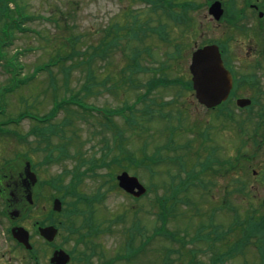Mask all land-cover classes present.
Listing matches in <instances>:
<instances>
[{
	"label": "rangeland",
	"instance_id": "rangeland-1",
	"mask_svg": "<svg viewBox=\"0 0 264 264\" xmlns=\"http://www.w3.org/2000/svg\"><path fill=\"white\" fill-rule=\"evenodd\" d=\"M0 2V10L2 11V16H0V25H2L4 23V1L0 0ZM9 4L10 7L14 9L18 6L20 9L22 7L24 14H26L28 17L25 20L26 22L22 24V26L25 27L26 30L22 31L14 29L12 31L11 42L8 43L5 48L2 47L3 52L5 51V58H9L10 55L15 52L17 53V51L19 52V54L17 55L18 60L24 66V68L22 69V75L25 76L29 74L33 70L34 66L41 65L48 60L56 58L57 54L64 55L66 53H69L71 51V48L74 46L76 48H80L81 50H84L85 47L88 46V52L82 64H74L72 61H67L66 65L61 68H58L57 65H54L46 70L37 71L26 85L20 88H15L8 93H4L2 91V89L8 85L10 75L8 71L4 69V58L2 57L0 59V103L2 106H4L5 109L4 115H0V119L4 118L5 120L8 117H12L11 119L15 120V116L22 109L28 110L31 114L40 117L43 115H47L51 111L54 104L52 103V98L54 95V92H52V86L55 87V85L51 81V75L55 76V82L58 84V94L63 93L62 88L64 82L62 79L66 76H68L69 84L73 89L72 93H76L80 89V87H82V85L87 82L88 74L95 73L94 76L96 77V80L100 82L98 80V75H100L98 74V72H102L103 69L101 68V64L105 63L106 57L105 55H103L102 58H100L99 55V58H96V56L98 57V55L95 56L92 53L89 54L91 48L88 44L98 43L97 40H99L102 34H104L106 28L112 24L118 25L119 27H125L124 29L118 31L120 34H123V36L119 38V41L120 44L125 45V49L123 50L122 47L120 48V46L114 47L111 49V52L107 58V61L112 63L110 72L114 73V75L119 68L125 65L126 58L125 56H123V53L127 55L130 52L131 54L132 48L134 46L143 49L147 45H149L151 47V53L153 57L158 58V60L163 57V55H161L163 51V45L160 46V43L157 42L156 39H153V42L155 43L146 41V38H148L147 29L141 31L139 28L140 26H144V20H153L152 24L156 23L157 20H167L165 16L161 18L159 14L153 13L148 7V2H144L142 0H9ZM160 9L162 10V7H160ZM128 28L131 29L125 31V29ZM195 29L196 32H198V26H195ZM129 31L133 36L129 37L125 35V33ZM168 32L170 33L169 36L172 37V39H175L173 37L176 36L175 31L170 28ZM135 34L136 36H134ZM140 37H142L141 40L143 41L140 40ZM183 39L184 41H189V38L187 37H184ZM194 39H198L197 35ZM137 44H139L140 46H138ZM83 53L86 52H82V54ZM142 53H144V50H142L141 54ZM104 57L105 60L103 59ZM142 61L145 63L144 60ZM188 62V54H186L185 59L181 62V67L183 68V66H185L186 68ZM147 75L149 74H145V76ZM112 82H114V78ZM99 84L93 88V92L95 94H87L83 98L84 102L99 107L119 108L125 102V98L128 104H131V102L134 100V93L132 92H129V95H124L123 97L120 94L119 96H115L109 93V90L107 88L102 90L103 87ZM64 90L66 94L70 93L68 89ZM172 91L173 89L170 87H159L151 94V96L159 101V99L162 98H170L174 93ZM189 94L188 96L187 94L182 95V98L179 100L186 103H183L182 105H185V108H183V113L187 116L188 123H194L198 118H202L203 120H205L206 116L203 114L201 107L198 105V103H195V98L192 97L191 94ZM192 99L194 100V103L189 104L188 101H192ZM179 106L180 105H178V107ZM234 110L237 111L238 109L235 108ZM80 111L81 110L78 109L76 105L68 104L64 108L58 109L55 116H53L51 119V123L54 122V124H57L59 126L62 125L61 121L68 122V117L71 118L70 120L72 121L73 126H65L66 130L68 131L66 132L67 134L71 133L70 129H75L76 133L73 134L76 135L75 140L71 142L73 144L75 143V146L68 142L70 152L74 151V147H80L82 149L81 152L83 151L87 156L93 153L98 156L101 154V152L95 150L100 145L104 147V144L105 146H109V148L114 151V147L116 146L115 144L120 142V137L118 139L120 132H122V135L124 137L123 141L126 148L130 150H138L143 144H146V150L148 153L151 152L154 145H156L158 142L161 143L165 139L166 133L161 132L164 122L161 120L147 121L144 118L142 119V116L140 114L136 113L139 122L138 127H145V129L143 128L142 130H138V128H135L134 126H129L119 114L113 115L112 121L106 122L99 115H89L83 118L81 116L82 114L79 113ZM98 118H100L104 124L96 122V119ZM184 120L186 119L184 118ZM32 123L33 120L31 118H29L28 116H24L17 119V122H10L7 124V126H4V129H6L7 132L4 133V135L0 136V160H2V157H11L12 161L8 160L10 161L9 163L21 162L22 164H25V161H27V155L31 157V162H33L36 167V170L34 169V171H36V173L38 172V179L41 182L34 183L32 188L35 189V193H38L39 195V204L43 206V204L46 203L45 206L48 210V208H51L50 205L52 200L50 201V197L52 195L59 194L55 192V189H53L51 186L44 184L43 181L49 179L50 176L52 177V179H55L56 177L54 176L57 175H60V180L65 179L66 181H68L71 178V171L73 167L75 168V164L74 160L70 156L62 158V153H60L59 151L60 146L66 143L68 138H65V141L63 142V138H57L53 135L48 139V144L47 140L41 141L42 143L40 144H37L36 142L33 143V139H35V136H32ZM237 129L238 127L234 126L233 132H236ZM16 133L24 137V140L21 137L16 138ZM44 133L46 134L47 131ZM188 138H192L190 131L175 135L176 142H179L181 145L184 144L186 142L185 140ZM220 138L221 139L217 142L219 144H223L225 140L224 134H222V137L220 136ZM232 142L234 143V138ZM181 149L182 148L179 147L178 151H180ZM180 152H185L187 156H190L191 154L190 148L186 149L185 151L181 150ZM19 153L26 154V156L24 158H19L18 161V157L16 158L15 155ZM217 155L218 158L224 157V148L220 150ZM48 156L53 160L50 163L43 160ZM59 156L61 157L57 160ZM165 162H167L169 166L174 165L169 160H165ZM256 165L258 166V163ZM169 166L167 168H165L164 166L159 167L158 170L161 172L155 171V173L152 174H150L149 171L145 169L138 170V177L140 182L144 186L148 185L150 189L148 194L136 201L131 200V198L124 191L118 189L114 183H104V188L113 190L108 191L104 199L100 202L99 198H93L92 210L93 218L95 219V221L100 223L99 220H101V217L103 216H107L106 219L113 218L119 215L124 209L128 212L132 209L131 205L133 204L136 207L138 206L142 208L138 212L137 218H139L140 225L144 226L145 232L151 234L153 232V227L160 224V222L155 219V208L151 207V202L153 201L156 194L163 192L165 187L164 182L168 180L165 174L167 173L169 175V172H171ZM172 167V172L177 171L176 167ZM163 169L166 171V173ZM99 171L102 173L104 172L105 175L108 172V170L105 168H100ZM232 176L235 177L237 175L233 174ZM239 176L242 179V175L239 174ZM25 179L28 180L27 176L25 177ZM99 179L100 178L98 177H95L94 179L91 177H86L83 180V183L81 185L83 188L81 189L90 194L94 190L95 185L100 182L101 179ZM206 179L215 181L213 185H209L205 189L206 192L210 195V198L214 200L213 204H221L225 199L223 198L225 195L222 191L223 189L220 187L226 184L227 179L223 176L218 177V180H220V187H216L218 184L217 176L209 175L206 176ZM258 179L264 180V172H262L261 176L258 177ZM258 179L252 173L249 174L247 176V187L242 188L241 191L238 192L239 194L234 193L232 196L230 195L227 197V199L229 200L228 203L235 204L234 209L239 210L242 216L245 215V210L247 208L257 209V214L262 213L263 208H260V201L264 196V184H256V181H259ZM251 182H253L254 184L250 185ZM239 184V182H234L232 188H235V186ZM189 194L193 199L198 200V194H196V192L192 191ZM64 200L70 202L63 203L62 208H65V213L68 212V209L71 206L76 207L77 205L72 204V195H67ZM202 201V205L200 204L201 207H203L202 211H206L210 204H208V202H206V200L204 199ZM69 204H71V206ZM183 209H186L185 214L182 213ZM173 211L176 212V214L179 216L182 215L184 217H190V234L191 232H193V228L196 225L197 221L199 224L200 222H202L201 220H203L204 222H208L209 219V212H207L204 213V217H201V219L198 220L199 216L193 215V210L189 207V204H179L177 206V209ZM65 213H62L60 217L65 216ZM130 214L132 216L133 213ZM232 216L233 213L227 210H222L217 211L215 219L217 221H221L226 225L231 220L233 221ZM105 220H101L102 225L105 224ZM70 221L74 226L79 223V221L76 223L77 217L75 219L73 216L70 217L68 222ZM130 222V215H127L125 216L123 222L120 221L118 223L112 224L113 228L115 229V233H103V235H96L93 238L97 242V245L100 247V250L105 256H110L119 249L120 242L122 241L120 229L126 224L127 226H129ZM102 225H100V228H103L101 227ZM168 225L172 229H175V227H179L178 218H170ZM100 232L103 231L100 230L99 233ZM73 237L75 238V234H73ZM137 243L139 244V241H137ZM145 245L146 246H144L143 251L148 249L149 247H151V249L143 252L141 256L138 257V264H154L153 258L156 255H153V247H177L176 243H173L171 245L168 243V241H165L161 236L158 235L154 236ZM198 246L201 247V251H198L199 257L202 260L206 261V263H208L210 256L213 255L212 250H217V248L219 247V243L215 241V243L211 247H207L206 245L201 243H199ZM253 249V247L251 248L249 246L246 254V259L248 261H245V263L243 262L242 256L238 255L236 257H233L232 259L225 261L224 263L217 264H258V260L255 257V251ZM104 255L102 258H107ZM170 256L174 258L177 256V254L176 252H171ZM157 264H159V262Z\"/></svg>",
	"mask_w": 264,
	"mask_h": 264
},
{
	"label": "trees",
	"instance_id": "trees-1",
	"mask_svg": "<svg viewBox=\"0 0 264 264\" xmlns=\"http://www.w3.org/2000/svg\"><path fill=\"white\" fill-rule=\"evenodd\" d=\"M4 1V23L0 25V59L4 58V69L8 71L9 75V83L5 86L2 91L4 93H8L15 88H20L28 83V81L34 76L37 71L46 70L54 65H57L58 68L66 65L67 61H72L74 64H82L87 55V47L84 50L80 48H76L75 46L71 48L69 53L64 55L57 54L56 58L48 60L41 65L34 66L33 70L27 74L22 75L24 68L23 64H21L18 60V54L13 53L9 58H5V51L3 52L2 47H6L8 43L11 42L12 31L14 29L25 31L26 28L22 26L25 23L27 15L24 14L23 8L18 7L11 8L9 4V0ZM144 2H148L150 6H152L154 12L159 14L161 18L164 16H171L176 13V7L173 6L180 3V0H142ZM1 3V2H0ZM186 3V2H182ZM180 5V4H179ZM162 7L163 11L160 9ZM160 11V12H157ZM15 13V15H14ZM0 16H2V11L0 10ZM112 24L106 28L104 34L97 40L98 43H89V47L91 51L89 54H94L96 58H103L105 63L101 64L102 72H98V82L94 74L87 75V82H85L82 87L75 93L72 87L69 84L68 76L64 77L63 80V93L58 94V84L55 82V76L51 75V81L54 83L55 87L52 86V92H54L52 98V109L47 115L53 114L60 108H64L68 104L77 105L78 109H82L79 113L82 114L83 118L94 115L90 108H94V105L83 106L84 97L88 94H95L93 92V88L101 85L104 89H108L109 93L119 96V94L123 97L124 95H129V92L134 93V100L131 104H128L125 98V102L119 108H110L104 107L105 112L107 113L104 116L106 122L112 121V117L114 114L119 113L122 119L129 126L137 125V114H140L142 119L145 120L146 117L154 116L155 111H157L158 101L151 96V94L159 87L164 86L170 82L176 83L179 80L175 77L169 78V75L172 74V68H174V59L169 58H158L153 57L151 53V47L147 45L145 48L141 49L140 47L134 46L132 48L131 54L130 52L126 55L123 53V56L126 58L125 65L118 69L116 74L110 72V67H112V63L107 61V58L111 52V49L117 46L125 49L124 44H120L119 38L123 36L118 31L124 29L125 27H119L118 25ZM144 26H140V30L144 31L147 29V37L146 41L153 43V39L163 40L164 36H162L161 32H158L157 27L162 26V24H158L155 27L150 28L145 20L143 21ZM131 28L125 29V31L130 30ZM151 31L156 35L150 37ZM158 33H157V32ZM131 34V35H130ZM126 36H133L132 33L126 32ZM136 36V34L134 35ZM4 38V39H3ZM144 38V37H143ZM142 37H140V40ZM143 41V40H141ZM4 46H3V43ZM140 46L139 44H137ZM142 50L144 53L141 54ZM82 52H86L83 53ZM134 52V53H133ZM75 55H74V54ZM74 55V57H73ZM144 60L145 63L142 61ZM147 60V61H146ZM92 61V59H91ZM151 63H150V62ZM148 62V63H146ZM149 74L145 76V74ZM114 78V82L113 81ZM57 84V85H56ZM51 86V85H50ZM92 86V87H91ZM91 87V88H90ZM64 89H68L70 92L66 94ZM87 91V92H85ZM83 95V96H82ZM81 101V102H80ZM86 103V102H85ZM137 104V106H136ZM139 105V107H138ZM83 107V108H82ZM4 106L0 104V115H4ZM57 109V110H56ZM95 109V108H94ZM119 111H118V110ZM28 110L22 109L15 116L20 117L27 113ZM137 113V114H136ZM169 115V114H168ZM12 117H8L4 120V118L0 119V132L6 133V129L4 126H7L8 123L12 122ZM68 122L61 121L62 125H57L51 123L50 119H45L40 121V119H36L38 121H33L31 124V130L33 132L32 136H35L33 139V143L37 144L42 143L41 141L47 140L51 136H56L57 138H63V142L65 138H68L66 143L60 146V153L63 157H71L74 160L75 168L73 167L71 178L66 181L65 179L60 180V175L55 176L56 179H50L49 183L52 188H54L57 193L60 195L64 203H70L64 200L67 195H72L73 200L72 204H77L76 207L71 206L68 209V216L74 215L77 217L76 223H79L74 227L77 229L79 236H81L83 230H87L88 233L99 232L100 230L110 231L112 234L115 233V229L113 228V223H118L120 221H124L125 216L130 215L131 222L130 225H124L120 229V234L122 237V241L120 242L119 249L110 256H104L107 258H103V262L100 264H118V263H126V264H138L137 259L141 256L143 252L151 249L144 250V246L147 242H149L154 236H161L165 241H168L169 244L176 243L177 247L175 248H162L161 246L153 247V255H156L153 260L154 264H217L224 263L225 261L232 259L238 255H241L243 260L246 261V251L248 250L247 246L252 244L255 247V257L258 260V264H264V215L256 217L254 214L257 212V209L249 211V213L245 215H241V213L235 212L232 223L229 225H224L222 222H215V213L212 210H209L208 222H200L198 221L193 228V232L190 234V217L179 216L174 212V207L177 203H180L181 199L178 197V193L180 190H185L188 193L192 192V188L194 187V192L197 193V189L202 188L205 189L204 185L199 183L195 184V180L201 181V171H195L194 167L190 165L188 172L183 176L181 175V160L180 154L178 153L179 144L173 142V139L169 137V139L163 140V142H158L153 146V149L150 153L146 150V144H143L141 148L138 150H130L124 145V137L122 132L119 133L118 139L120 137V142L116 143L115 150L109 148V146H98L95 151H100V155L90 154L87 156L83 151L81 152L80 147H74V151H69L68 142H72L75 140L76 134L75 129H70L71 133L67 134L66 125L73 126L71 118L68 117ZM96 122L100 124H104L103 121L98 118ZM65 123V124H64ZM66 126V127H65ZM4 127V128H3ZM47 127V128H43ZM65 127V128H64ZM42 128V129H41ZM145 129V127H144ZM47 133L45 134L44 132ZM123 131V130H122ZM170 136H172V131H170ZM24 140V137H21ZM73 144V143H71ZM75 146V143L73 144ZM116 151V152H115ZM112 152V153H111ZM195 152L193 157H195ZM59 156L57 160L61 157ZM198 157V156H197ZM61 158V159H62ZM200 158V157H199ZM197 158V159H199ZM47 161H53L51 157H46ZM165 160H169L171 163L175 165L177 171L172 172V166L169 164H165ZM213 162V161H212ZM88 164V165H87ZM201 165L200 163H197ZM84 166V167H82ZM87 166V167H86ZM164 166L167 168L170 167L171 172H169L170 181H166V185L168 187H164L163 192L156 194L153 201L151 202V207L155 208L154 215L155 219L160 222L157 226L153 227V232L148 234L145 232L144 226H141L139 223V218H137L138 212L142 209L141 207L132 206V209L127 212V210H123L116 217L106 219L105 216L101 217V220L104 221L105 224H101L96 222L93 218V198H99V202L102 201L104 197V192L101 190V187L104 183L112 182L116 185L115 175L119 170H132V172L138 175L139 169L148 170L150 174L159 171V167ZM86 167V168H85ZM196 167V166H195ZM201 167V166H200ZM84 168V169H83ZM100 168H105L108 172L105 173L100 172ZM79 169V170H78ZM197 169V168H196ZM164 170V169H163ZM166 173V171L164 170ZM86 177L100 178L99 185L96 189H94L90 194H86L81 188L83 180ZM108 177V178H106ZM62 178V177H61ZM192 183L193 186H189V183ZM202 183V182H201ZM165 184V183H164ZM199 187V188H198ZM149 186L147 192L149 191ZM198 194V193H197ZM187 199V203L191 205L193 209H195V213H202L198 211V207L202 205L203 199H191L189 197H185ZM201 204V205H200ZM65 209V208H64ZM70 212V213H69ZM133 213L132 216L130 213ZM208 212V210H207ZM72 213V214H71ZM182 213H186V209L182 210ZM77 215V216H76ZM194 215V214H193ZM198 220L204 215H198ZM178 218L179 227H175L172 229L169 227V219L170 218ZM94 219V220H93ZM100 225H102L100 228ZM188 236V238H187ZM139 241V244L137 243ZM216 242L219 243V247L217 250H212L213 255L210 256L208 263L202 260L198 251H201V247L198 246L199 243L206 245L207 247L213 246ZM247 248V249H246ZM176 252V257H171L170 253ZM248 261V260H247ZM153 264V263H151Z\"/></svg>",
	"mask_w": 264,
	"mask_h": 264
},
{
	"label": "flooded vegetation",
	"instance_id": "flooded-vegetation-1",
	"mask_svg": "<svg viewBox=\"0 0 264 264\" xmlns=\"http://www.w3.org/2000/svg\"><path fill=\"white\" fill-rule=\"evenodd\" d=\"M194 1V16L190 22L176 23L180 50L177 56L176 47L172 44L171 54L174 59L179 58L180 67L177 68L175 63L173 66L177 71L183 69L179 73L186 81L181 89H186L194 97L189 84L191 54L196 48L209 44L218 46L223 65L232 76V87L227 98L218 105L207 108L198 104L206 116L204 121L198 118L194 123L186 122L178 126L177 131H190L192 144L197 147L203 141L209 152L215 147L217 131L224 128L225 142L220 150L224 148L225 151L226 184L233 186L236 181L247 187L249 174L258 179L264 172V0ZM215 1L221 8L218 19L208 13L209 6ZM196 25L199 27L198 39H194ZM184 37L190 41H184ZM166 49L167 42H164V52ZM186 54L189 62L186 68H182L181 62ZM238 98H247L250 103L237 107L234 115ZM188 103L192 104L194 100ZM218 123L224 124L220 130ZM236 124L241 126V146H237L238 139L233 132ZM5 158L0 160V264H54L58 262L51 258L57 250H64L69 255L64 262L67 264L102 263L103 253L93 238L103 235V232L94 234L83 230L79 236L67 216L60 217L51 208L47 210L45 202L43 206L39 204V195L32 188L33 184L25 179V165L21 162L4 163ZM234 162L239 166L238 171H234ZM233 174L237 175L236 180ZM258 180H255L256 184H264V180ZM253 184L251 182L250 185ZM46 226L57 228L52 239L40 234L39 229Z\"/></svg>",
	"mask_w": 264,
	"mask_h": 264
},
{
	"label": "water",
	"instance_id": "water-1",
	"mask_svg": "<svg viewBox=\"0 0 264 264\" xmlns=\"http://www.w3.org/2000/svg\"><path fill=\"white\" fill-rule=\"evenodd\" d=\"M190 69L193 75L192 81L196 97L201 103L207 106L215 105L227 96L231 86V79L222 66L220 54L215 46H207L196 50L192 56ZM248 102V99L238 100L239 105H245ZM27 175L34 182L35 176L28 168ZM117 179L119 185L125 191L135 196H139L144 191L143 186L138 182L137 178L129 176L126 172L117 175ZM54 208L56 210L60 209V201L57 198L54 200ZM40 231L47 239H52L56 233V229L53 226L42 228ZM67 259L68 255L62 250L55 251L51 258L52 261L58 262L54 264H65L64 262Z\"/></svg>",
	"mask_w": 264,
	"mask_h": 264
}]
</instances>
